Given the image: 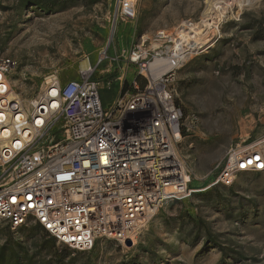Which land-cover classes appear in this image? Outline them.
Listing matches in <instances>:
<instances>
[{"label": "rangeland", "instance_id": "374dc122", "mask_svg": "<svg viewBox=\"0 0 264 264\" xmlns=\"http://www.w3.org/2000/svg\"><path fill=\"white\" fill-rule=\"evenodd\" d=\"M206 1L137 0L135 18L114 25L115 0H0V56L18 61L16 89L30 98L49 75L77 78L106 47L127 54L143 35L201 22ZM254 2L236 6L220 22V35L202 32L213 44L192 54L172 84L188 127L180 153L197 191L166 202L130 246L102 239L90 251H66L37 224L2 225L0 264H264V172L214 184L230 148L264 134V38H257L264 33V0ZM105 68L95 78L113 103L132 90ZM137 74L130 66L129 82Z\"/></svg>", "mask_w": 264, "mask_h": 264}, {"label": "built area", "instance_id": "2783aa9c", "mask_svg": "<svg viewBox=\"0 0 264 264\" xmlns=\"http://www.w3.org/2000/svg\"><path fill=\"white\" fill-rule=\"evenodd\" d=\"M136 6L115 0L114 25L135 18ZM199 23L143 35L127 54L106 47L78 79L49 75L30 98L16 89L18 61L0 56V226L37 224L74 251L102 239L134 245L166 202L192 195L179 148L188 127L172 84L187 60L179 56L190 53L182 32ZM159 59L166 69H152ZM105 63L118 64L117 79L132 90L108 106L95 78ZM243 171L264 172V134L230 148L214 184L230 186Z\"/></svg>", "mask_w": 264, "mask_h": 264}, {"label": "bare ground", "instance_id": "6f19581e", "mask_svg": "<svg viewBox=\"0 0 264 264\" xmlns=\"http://www.w3.org/2000/svg\"><path fill=\"white\" fill-rule=\"evenodd\" d=\"M255 0H208L207 6L205 11L203 12V16L205 18L197 25L194 26H189L190 31L185 32V30L182 32V39L184 40H191L192 41L189 43V49L190 53L184 56H179L182 57L183 59H188L191 57L192 54L194 53H199L205 49H207L210 45L213 44L214 39L213 37L211 38H201L198 37L199 33L204 32L206 29L213 28L214 35H220L221 30L219 28L220 22L233 14L234 8L237 6L239 8H243L244 6H251ZM218 10V13L215 14L216 16H211L208 17L210 13H212L213 10ZM231 14V15H230ZM229 18V17H228ZM189 33H194L193 35H189ZM215 37V36H214ZM180 50H182L181 47H179ZM166 61L164 59H159L157 60L153 65L152 69H157V71L166 69ZM197 189H194V192H196Z\"/></svg>", "mask_w": 264, "mask_h": 264}, {"label": "crops", "instance_id": "0c3cea01", "mask_svg": "<svg viewBox=\"0 0 264 264\" xmlns=\"http://www.w3.org/2000/svg\"><path fill=\"white\" fill-rule=\"evenodd\" d=\"M109 53H110V54L113 53L112 55H115V54H114V51L111 50V48H109ZM106 64H107V63H105L104 66H107V67H108V64H107V65H106ZM116 65H118V64H116V63L114 64L113 72H117V71H118L117 69H114ZM105 69H106V68H105ZM106 70H107V69H106ZM75 79H78V77L75 78ZM71 80H72V79H71ZM108 88H110V87H108ZM104 94H105L104 92H101L102 102H103L104 105L108 106V105L111 104V103H109L110 98H106Z\"/></svg>", "mask_w": 264, "mask_h": 264}, {"label": "trees", "instance_id": "16d2710c", "mask_svg": "<svg viewBox=\"0 0 264 264\" xmlns=\"http://www.w3.org/2000/svg\"><path fill=\"white\" fill-rule=\"evenodd\" d=\"M257 38H264V33H262V32H259L258 34H257ZM46 235H48L47 234V232H46ZM52 240H53V242H55V239L54 238H52ZM70 248H68V247H64V250H69ZM64 253H67V252H64ZM65 255V254H64Z\"/></svg>", "mask_w": 264, "mask_h": 264}, {"label": "water", "instance_id": "95a60500", "mask_svg": "<svg viewBox=\"0 0 264 264\" xmlns=\"http://www.w3.org/2000/svg\"><path fill=\"white\" fill-rule=\"evenodd\" d=\"M126 244H127L128 246H130V245H131V242H130V241H127Z\"/></svg>", "mask_w": 264, "mask_h": 264}]
</instances>
